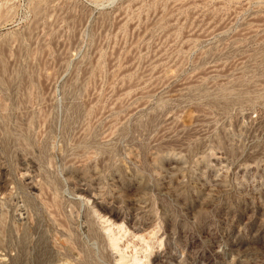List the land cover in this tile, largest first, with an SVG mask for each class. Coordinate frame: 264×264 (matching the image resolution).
<instances>
[{"label":"rangeland","instance_id":"374dc122","mask_svg":"<svg viewBox=\"0 0 264 264\" xmlns=\"http://www.w3.org/2000/svg\"><path fill=\"white\" fill-rule=\"evenodd\" d=\"M0 264H264V0H0Z\"/></svg>","mask_w":264,"mask_h":264}]
</instances>
